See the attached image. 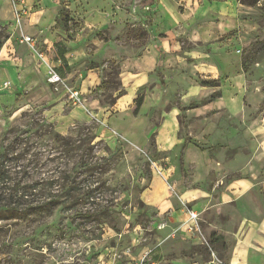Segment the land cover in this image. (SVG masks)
Masks as SVG:
<instances>
[{"label": "crops", "instance_id": "0c3cea01", "mask_svg": "<svg viewBox=\"0 0 264 264\" xmlns=\"http://www.w3.org/2000/svg\"><path fill=\"white\" fill-rule=\"evenodd\" d=\"M23 2L26 10L17 27L12 0H0V25L8 33L2 49L12 54L9 62L19 63L12 78L17 90L46 96L52 103L64 102L60 99L65 91L49 97L53 92L40 83L39 74L56 65L67 85L93 109L101 134L114 130L137 146L152 139L157 156L141 197L157 208L164 225L177 229L178 243L203 245L197 233L186 231L193 225L188 210L195 211L201 234L214 246L202 260L180 255L171 259L162 247L151 248L146 250V263L264 264V107L246 101L240 57L225 49L230 43L220 41L238 27L242 4L237 0ZM22 34L31 36L40 60L29 52L22 59L11 53L29 47L20 41ZM180 38L194 46L183 47ZM58 44L65 47L63 61L54 58ZM221 44L226 46L222 51ZM230 60L234 67L228 69ZM108 63L117 67L120 87L110 104L88 96L106 80ZM189 70L219 85L198 81L184 85ZM3 76L6 80L7 74ZM216 91L220 94L210 99ZM174 93L178 105L161 106ZM138 95L143 99L134 113ZM251 110L253 116H248ZM185 136L191 140L182 151L181 169L178 157ZM176 148L177 159L162 163ZM221 251H226L224 261Z\"/></svg>", "mask_w": 264, "mask_h": 264}, {"label": "rangeland", "instance_id": "374dc122", "mask_svg": "<svg viewBox=\"0 0 264 264\" xmlns=\"http://www.w3.org/2000/svg\"><path fill=\"white\" fill-rule=\"evenodd\" d=\"M239 10L238 27L220 41L230 43L225 49L240 57L246 101L263 108L264 0L255 6L242 4ZM3 34L8 37L0 25V248L10 244L11 251L0 254V264L133 263L148 255L147 249L161 247L171 259L180 255L202 260L210 255L209 248L214 246L206 237L203 245L178 243L177 229L164 225L157 208L141 197L157 156L153 140L137 146L117 131L101 134L93 109L76 88L67 85L56 65L62 81L47 82L44 69L40 83L53 92L49 97L65 91L60 99L64 102L52 103L46 96L17 90L13 79L19 63L17 59L9 62L12 54L2 49ZM180 41L183 47L194 46L186 39ZM30 48L11 53L22 59L29 52L40 60ZM232 67L230 60L227 68ZM117 72L114 63H108L107 84L102 82L88 96H96L101 103L110 101L119 88ZM200 80L190 71L183 84ZM167 99H162L161 106L178 105V93ZM177 154L178 148L170 151L162 163L169 164ZM261 164L264 168V161ZM30 185L31 192L24 196L20 188L17 193L12 190ZM223 248L227 251V244ZM226 251L219 252L222 260Z\"/></svg>", "mask_w": 264, "mask_h": 264}, {"label": "built area", "instance_id": "2783aa9c", "mask_svg": "<svg viewBox=\"0 0 264 264\" xmlns=\"http://www.w3.org/2000/svg\"><path fill=\"white\" fill-rule=\"evenodd\" d=\"M13 4V13H14V22L15 25L18 27L20 25L21 18L26 10V6H24L23 0H12ZM20 41L28 44L31 48H33V41L31 36L22 34L20 37ZM46 79L47 82L51 84L59 83L62 81V77L60 76L59 72L56 70L54 66L48 65L47 72H46ZM72 93H77V91H73ZM189 213V220L193 221V225L186 228V231L193 233L192 236H195L197 233L200 241L203 243H207L205 237L201 234V231L197 224L198 214L195 211L188 210ZM146 256L147 253L139 259H136L133 263H120L118 261H112L110 264H146Z\"/></svg>", "mask_w": 264, "mask_h": 264}, {"label": "trees", "instance_id": "16d2710c", "mask_svg": "<svg viewBox=\"0 0 264 264\" xmlns=\"http://www.w3.org/2000/svg\"><path fill=\"white\" fill-rule=\"evenodd\" d=\"M239 3L241 4H244V5H248V6H255L256 4L259 3V1L261 0H237ZM7 38V35H4L3 34V39L5 40ZM2 45V42L0 41V46ZM56 50H55V53H54V58L55 59H60L61 61H63V53L65 52V47L63 45H56ZM62 65H60L61 67ZM114 70V69H113ZM104 84H107V80H103L102 81ZM199 83L201 85H205V86H216V85H219L218 82L216 80H200ZM100 86V85H99ZM98 88V87H97ZM120 89V87L118 88ZM121 90H119V94H120ZM220 94L219 91H216V92H213L211 95H210V99H213L214 97L218 96ZM142 99H143V96L142 95H138L134 102H135V107H134V113L137 112L139 106L141 105L142 103ZM114 102V97L111 98L110 101H106V103H113ZM191 105V104H190ZM180 122L182 123V121L180 120ZM183 127V125H182ZM190 138L185 136V140L183 142V145H182V148H181V152L179 154V157H178V164H179V167L182 169V151L184 150V148L186 147L187 143L190 142ZM0 154H2V151H0ZM3 179V176H0V180ZM21 189V193H22V196L26 195L28 192H31L32 190V185L28 186V187H19L17 186L16 188H13L12 190L17 193L18 189ZM213 236V234L211 235ZM11 251V245L10 244H6L4 245L3 247L0 248V254H7V253H10Z\"/></svg>", "mask_w": 264, "mask_h": 264}]
</instances>
